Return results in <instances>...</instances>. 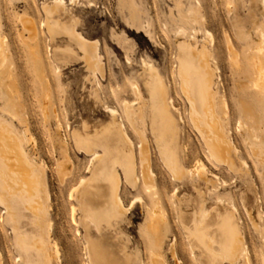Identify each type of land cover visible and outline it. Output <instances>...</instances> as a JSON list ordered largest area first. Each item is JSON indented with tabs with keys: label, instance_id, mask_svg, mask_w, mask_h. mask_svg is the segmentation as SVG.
Here are the masks:
<instances>
[{
	"label": "rangeland",
	"instance_id": "1",
	"mask_svg": "<svg viewBox=\"0 0 264 264\" xmlns=\"http://www.w3.org/2000/svg\"><path fill=\"white\" fill-rule=\"evenodd\" d=\"M55 3L63 9L53 13L49 30L40 22L47 17L45 8ZM192 11H198L201 23L194 24L188 17ZM19 16L33 20L35 36L24 29ZM58 25L94 42L95 53L82 51ZM0 34L6 37L9 65L0 71V118L11 122L19 134L27 130L31 142L24 148L42 166L51 198L49 230L46 223L34 224L33 213L17 201L18 229L27 236L50 234L58 245V260L52 264H91L92 247L103 252L107 264H139L131 255L152 264L153 241L148 230L152 209L166 218L165 264H208L198 249L194 252L198 257L191 250L188 222L178 217L175 206L173 192L178 186L162 159L149 120L146 125L139 120V124L147 127L153 174L149 180L142 175V136L135 128L139 126L126 117L125 103L144 108L134 83L149 102L146 82L151 68L162 85L169 84V98L176 106L159 111L168 119L167 130L179 133L174 144L178 165L186 169L195 166L197 159L205 163L208 176H219L218 190L211 183L202 187L208 207L219 205L222 215L234 213V223L230 222L241 236V252L235 263L223 260L221 264H264V85H256L254 63L259 58L264 65V0H0ZM94 61L96 70L91 66ZM216 93L227 103L226 121L218 111ZM198 95H210L211 106L204 107ZM107 105L122 116L133 142L122 147L134 153L140 178L133 187L117 167L119 193L130 209L99 230L87 219L73 192L94 171L91 154L78 148L74 139L77 134L92 138L110 126L113 120ZM122 120L116 117L118 124ZM230 140L239 149L233 155V170L208 150L212 143L228 146ZM179 144L185 149L183 154ZM98 151L103 153L99 147ZM195 196L189 182L188 187L179 188L176 204ZM86 204L98 210L107 208L108 201L103 191L90 192ZM183 209L188 218L190 209ZM5 211L0 203V261L40 264L34 252L25 253L17 246ZM174 248L179 261L174 260Z\"/></svg>",
	"mask_w": 264,
	"mask_h": 264
},
{
	"label": "bare ground",
	"instance_id": "2",
	"mask_svg": "<svg viewBox=\"0 0 264 264\" xmlns=\"http://www.w3.org/2000/svg\"><path fill=\"white\" fill-rule=\"evenodd\" d=\"M62 2H64V0H62ZM56 9H63V5L61 3H55L54 7L45 8L47 17L44 21L42 20V22H40L42 27H47L51 30L54 23L52 15ZM188 17L191 18L194 24L202 22V18L198 11H192ZM18 19L24 29L30 31L29 33L31 35H36V28L33 20L25 16H19ZM58 27L62 29L70 39L82 37L66 25H58ZM180 28L181 31L186 34V30L182 27ZM196 33L197 31L194 29L192 35L194 36ZM206 35L211 37V34L207 32ZM5 39L6 37L0 34V71L9 69L7 50L4 46ZM91 51L92 53L96 51V45L94 43H90L89 52ZM251 62L253 61L251 60ZM254 63L257 71L256 85L263 87L264 65L259 61V58L257 61L254 60ZM91 66L94 70L98 68V64L95 61ZM214 69L217 71L215 66ZM133 86L136 94L141 99L143 98L144 108H135L133 104L126 102L125 115L133 126H139H135V128H137L136 130H138L142 136V141L139 145V162L144 179L149 180L153 173L151 170V157L148 149V142L145 139L147 127H140L139 120H142V124L144 125H146L149 120L151 132L154 135L162 159L170 170L173 180L177 183L178 188L173 192L177 215L181 220L185 218L188 222L186 231L191 242V250L193 253L198 249V253L204 256L208 264H221L223 260H229L231 263H235L236 260L239 259H237V247L242 245V239L237 228L230 222H234V213L230 211L226 215H222L219 205L215 207L212 205L211 208H209L207 203V192L202 188L206 187L208 183H211L213 190H218L219 176L216 173H213L214 177L212 178L210 175L208 176L205 173L207 166H205V163L200 159H197L195 166L187 167L186 169H182L178 165L174 144L179 133L175 132V130H167L168 119L159 111L160 107L166 108L167 105L173 106L176 109V106L171 100L172 97L169 98V84L165 83V85H162L156 70L151 68L149 70V78L146 82L147 91L150 96L149 102L144 99L138 84L134 83ZM165 91L168 92L167 98L164 97ZM218 95L217 93L215 94L218 111L226 121L227 103ZM213 97L214 94L212 95V98ZM198 100L201 102L202 100L205 101L202 104L204 107L211 106L212 101L210 95L205 97L198 95ZM106 109L111 114L113 122L105 131L100 133L96 132L92 138H85L77 134L74 139L78 148L84 149L91 154L90 163L93 165L94 171L90 179L85 180L82 178L79 184L75 186L77 189L73 192L76 193L77 201L85 210L87 219L89 218L99 230L104 224L108 225L110 221H117L123 218L130 209L126 206L123 197L119 193L121 178L117 171V167L121 168L125 181L133 187L137 185L140 178L138 174L139 167L137 166L134 153L122 147V145L131 146V143H133L126 132V126L122 120V116L115 107L107 105ZM117 116L122 120V124L117 123ZM182 119L183 118L180 116L181 121H183ZM57 126L58 129L61 128V123L59 121ZM30 142L31 138L28 136L27 130L19 134L16 132L11 122L0 118V203L3 204L6 210L5 213L7 214L8 220L13 224V232L15 234L17 246L25 251V253L34 252L35 258L39 260L40 264H52L54 260H58V245L55 242L53 243L50 234L43 232L40 236L24 235L19 232L16 218L18 211L15 207V203L18 201L23 203L26 208L33 213L34 224L46 223L48 230L50 228L48 213L51 205V198L44 179V170L42 166L36 162L35 157L29 156L24 148V145H29ZM67 145L68 143L66 140L62 141V150L64 153H66ZM98 147L102 149L103 153L98 151ZM179 149L183 154L185 149L181 148L180 144ZM209 149L213 157L227 164L230 169H234L235 162L233 155L239 150L234 141L230 140L228 146H223L220 143H212L210 147H208V150ZM182 160H184V156ZM91 165L90 167H92ZM240 166L243 168V164ZM90 167L88 165L89 170ZM61 172L64 174V171ZM189 182L191 184V190L196 192V196L194 198H184L179 201V205L176 204L179 188L188 187ZM224 183L226 182L224 181ZM101 191L104 192V197L108 201V206L105 209L93 210L86 204V197L90 192L97 195ZM183 208L190 209L188 218H186L185 215L187 213H185L186 211H184ZM165 222L166 218L159 210H150L148 215V230L151 233L153 241V246L151 247L152 264H165L162 254V248L166 243L165 234L163 232V225ZM230 236H232L233 239L229 241ZM173 244L174 243H172V246ZM91 249L94 255L92 260H89V263L107 264L103 252L98 247H92ZM172 251L174 260L179 261L176 257L175 248ZM195 257H198V255H195ZM130 259L134 263L146 264L144 261L139 260L137 256L131 255ZM140 259L142 258L140 257ZM2 260L0 264H3Z\"/></svg>",
	"mask_w": 264,
	"mask_h": 264
},
{
	"label": "crops",
	"instance_id": "3",
	"mask_svg": "<svg viewBox=\"0 0 264 264\" xmlns=\"http://www.w3.org/2000/svg\"><path fill=\"white\" fill-rule=\"evenodd\" d=\"M71 40L76 41L77 44L80 46L81 50L84 51V52H86V53L90 51V43L91 44L94 43V42L87 41L83 37H81V38H71ZM237 248H238V253H240L241 252V246H238Z\"/></svg>",
	"mask_w": 264,
	"mask_h": 264
}]
</instances>
